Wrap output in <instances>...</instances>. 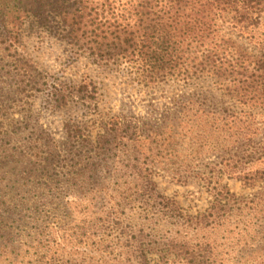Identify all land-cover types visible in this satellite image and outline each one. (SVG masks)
<instances>
[{
    "label": "rangeland",
    "instance_id": "1",
    "mask_svg": "<svg viewBox=\"0 0 264 264\" xmlns=\"http://www.w3.org/2000/svg\"><path fill=\"white\" fill-rule=\"evenodd\" d=\"M12 5L3 9L0 23V264H97L98 252L114 264L122 250L119 237L124 236L115 222L145 229L155 243L159 236L178 229L193 235L190 227L157 211L158 200L146 201L142 194L154 191L171 198L190 214L205 211L212 194L198 176L207 172L204 162L215 156L198 155L196 130L166 138L160 154L147 151L149 142L144 140L143 148L157 157L147 160L150 170L140 175L132 167L136 160L129 140L123 141L124 148L108 151L98 144L102 126L111 117H117L119 127L127 132L135 119L156 118V111H162L169 97L183 87L143 86L127 64L99 65L78 56L65 40ZM206 13L213 32L206 44L229 40L232 59H264V12L258 25L248 29L233 24L231 14ZM90 79L96 88L93 98L87 97ZM257 120L263 121L264 113ZM261 126L256 141L264 136ZM208 140L224 152L237 148L222 138ZM252 166L254 172L264 162L260 159ZM223 170L218 181L235 194L237 202L228 205L220 225L200 231L198 238L208 239L211 264H261L264 184L258 179L249 185L229 176L231 166ZM118 183L124 184L127 198L118 197ZM77 225L93 227L81 243L73 238L56 249L51 239L55 234L49 235L52 227L65 226L73 232ZM45 236L53 241L50 247L39 241ZM152 248L149 258L159 259L156 252L161 247ZM121 257L123 262L126 255Z\"/></svg>",
    "mask_w": 264,
    "mask_h": 264
},
{
    "label": "trees",
    "instance_id": "2",
    "mask_svg": "<svg viewBox=\"0 0 264 264\" xmlns=\"http://www.w3.org/2000/svg\"><path fill=\"white\" fill-rule=\"evenodd\" d=\"M11 4L65 40L78 56H86L99 65L127 64L143 86L183 87L181 92L169 97L162 111H156V118H141L145 120L142 122L135 119L127 132L119 127L117 117H111L102 126L98 144L102 151H108L124 148L127 143L123 141L129 140L136 160L132 167L140 175L142 170L145 173L150 170L147 160L157 157V153L152 157L147 151L155 149L160 154L166 138L178 132L185 135L194 129L200 149L198 155L215 156L214 160L204 162L207 172L196 173H200L198 177L209 187L212 199L205 211L190 214L171 198L153 194L154 191L149 196L142 194L146 201H159L157 211L176 218L195 233L191 235L178 229L159 236L155 243L151 240L154 235L145 229L134 230L115 222L113 226L124 235L119 240L121 252H125L119 253L114 264H211L210 243L204 235L198 238L200 231L220 225L230 210L228 205L237 202L235 194L219 183V174L224 167L231 166L229 176L245 180L249 185L258 179L264 184V166L252 170L254 163L260 159L264 162V136L261 141L255 140L264 124V120H257L264 113V59L253 56L247 57L248 60L240 56L232 59L229 40L206 44V39L213 36L212 20L206 12L212 11L215 16L231 14L233 24L240 23V29H248L258 25L264 0H0L1 24V12ZM86 85L87 97L93 98L96 88L91 79ZM211 136L237 144V148L233 152L219 150L217 142L208 140ZM144 140L149 142L147 151L143 148ZM210 171L212 176L208 174ZM180 177L183 179L184 174ZM117 185L122 186L120 190L117 188L118 197L127 198L124 184ZM91 227L77 225L70 232L65 226H56L49 235L55 234L51 239L56 249H63L73 238H79L81 243V237ZM40 234L43 236V232ZM39 241L49 247L53 242L46 236ZM153 245L161 247L156 252L160 253L157 261L148 256L154 253ZM122 255H126L123 262ZM97 256V264H113L100 252Z\"/></svg>",
    "mask_w": 264,
    "mask_h": 264
}]
</instances>
